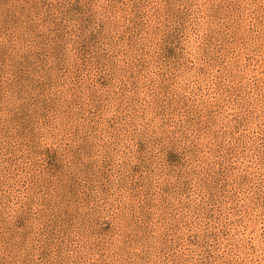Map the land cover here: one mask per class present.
I'll list each match as a JSON object with an SVG mask.
<instances>
[{
    "label": "rangeland",
    "instance_id": "rangeland-1",
    "mask_svg": "<svg viewBox=\"0 0 264 264\" xmlns=\"http://www.w3.org/2000/svg\"><path fill=\"white\" fill-rule=\"evenodd\" d=\"M0 264H264V0H0Z\"/></svg>",
    "mask_w": 264,
    "mask_h": 264
}]
</instances>
